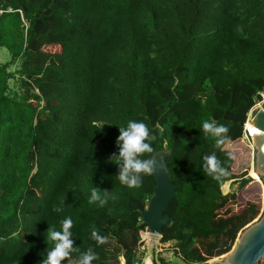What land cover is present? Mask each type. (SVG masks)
I'll use <instances>...</instances> for the list:
<instances>
[{"label": "trees", "instance_id": "obj_1", "mask_svg": "<svg viewBox=\"0 0 264 264\" xmlns=\"http://www.w3.org/2000/svg\"><path fill=\"white\" fill-rule=\"evenodd\" d=\"M2 48L0 264H41L53 246L49 228L67 217L76 251L63 264L90 248L92 264L139 260V212L155 182L122 185L110 159L130 120L156 134L155 152L172 151L165 165L175 193L160 241L183 262L206 264L202 249L215 241L227 245L214 256L229 252L260 214L246 200L229 215L238 191L221 188L251 172L236 173L228 156L264 98V0H0ZM206 120L229 128L222 149L202 132ZM213 151L229 172L220 181L203 171ZM93 188L107 190L103 207L89 203ZM93 229L108 242L98 245Z\"/></svg>", "mask_w": 264, "mask_h": 264}, {"label": "clouds", "instance_id": "obj_2", "mask_svg": "<svg viewBox=\"0 0 264 264\" xmlns=\"http://www.w3.org/2000/svg\"><path fill=\"white\" fill-rule=\"evenodd\" d=\"M229 128L222 124H217L214 121H204L202 123V132L204 135L214 138V148L222 149L223 145L228 141ZM120 135L117 138L118 154H113L110 159L116 158V164L119 166L118 179L122 185L128 188H140L143 185V176H151L157 171V162L155 160V149L153 143L157 140L149 127L142 121L130 120L126 127H119ZM147 154V158H145ZM229 159L234 156L229 154ZM203 171L213 179L220 181L222 178L229 175L227 167L224 166L216 152L213 151L203 157ZM115 199V196L111 197ZM109 199V194L105 190L102 196L97 188H93L89 198V203L99 202L103 207ZM63 209L54 207L53 211L60 212ZM61 229L56 230L49 228L48 241L53 242V246L47 252L46 258L41 264H63L66 259H70L71 254L76 251L71 239L73 221L71 217H67L60 222ZM91 237L98 245H103L108 242L107 237L101 236L95 229L92 230ZM98 259L96 254L90 248L86 253H83L78 260V264H92ZM258 260L264 262V256L258 257Z\"/></svg>", "mask_w": 264, "mask_h": 264}, {"label": "water", "instance_id": "obj_3", "mask_svg": "<svg viewBox=\"0 0 264 264\" xmlns=\"http://www.w3.org/2000/svg\"><path fill=\"white\" fill-rule=\"evenodd\" d=\"M251 127L249 130L255 154L254 171L264 183V99L258 107L250 110ZM170 149L155 152L157 171L152 175L155 185L147 206L140 210V222L149 234L161 236L166 223L163 212L174 197L175 188L165 160L171 156ZM254 178L250 173L236 183L235 190H240ZM241 232V233H240ZM237 238L232 250L222 260H209L206 264H264L258 257L264 256V207L260 217L247 225Z\"/></svg>", "mask_w": 264, "mask_h": 264}, {"label": "rangeland", "instance_id": "obj_4", "mask_svg": "<svg viewBox=\"0 0 264 264\" xmlns=\"http://www.w3.org/2000/svg\"><path fill=\"white\" fill-rule=\"evenodd\" d=\"M8 60H9V54H8L7 50L5 48L0 49V62L4 63ZM16 67H17L16 62H12L8 65V70L13 71ZM9 84L13 87L16 86L14 80H10ZM255 107H258V105ZM251 124H252L251 122H248V124L246 125V128L250 130ZM229 147L231 148L233 155L235 157V169H234V171L236 173L244 171L247 168L249 170H251V173H256L254 171V163H255L254 152L255 151L253 149V142H252L251 138L249 140H244V141L239 140V141L233 142V143L229 144ZM255 182H256V184H250V185L247 184V185H249L248 187H244L241 190H236V191H238L236 202L228 204L227 208L225 209V210L229 211L228 212L229 215L239 213L242 210L241 206L243 205V203L246 200H252V201H256L260 206V214L257 216L256 219H254V221H256L260 217V215L263 211V207H264V183L261 180L255 181ZM226 184H227V189L225 191L221 188V190L224 193L228 192L229 189L235 190L236 184L230 183L229 181L226 182ZM225 210H223L222 213H225ZM232 219L233 218H229L228 222L226 223V227L228 228L229 233L231 231ZM240 233H238L237 238L239 237ZM139 236H140V240H141L142 236L140 233H139ZM237 238H236V240H237ZM236 240H235L234 244L232 245V248L234 247L235 243L237 242ZM147 243H149L151 246L149 247L144 242V240L140 244V246L142 244L145 246V250L140 251V253H139V256L141 257L140 258L141 264H147V261L149 262V259L146 257L147 253H148V257H151V255H152L153 259H156V257H159V260L161 259L160 256L163 254L165 256V258L168 257L167 264H189V263L183 262L179 257H176L175 255L172 254L173 249L171 247L170 242H169V245L167 247L166 246L163 247L160 245V243H163V242L160 241V239L158 241V237L151 234L149 236V241ZM224 243L225 242H216L215 241L214 243L207 245L205 249H202V251H203V253L207 259L206 262L209 260H212V259L220 261L225 257L226 253L222 254L220 256H214V252L218 247H220L222 245H225V246L227 245V243L226 244H224ZM138 245H137V247H138ZM199 245H200V243H199ZM137 247H136V249H137ZM147 247L150 248V252L148 251ZM160 247H162L161 248L162 250L157 253V251ZM232 248H231V250H232ZM170 258H171V261H170ZM121 263L124 264L123 261Z\"/></svg>", "mask_w": 264, "mask_h": 264}, {"label": "built area", "instance_id": "obj_5", "mask_svg": "<svg viewBox=\"0 0 264 264\" xmlns=\"http://www.w3.org/2000/svg\"><path fill=\"white\" fill-rule=\"evenodd\" d=\"M264 99V98H263ZM263 99L262 100H260V101H256V103H255V105L252 107V108H254L255 106H259L260 105V103L263 101ZM251 108V109H252ZM250 109V110H251ZM247 122H251V119H250V111H249V113H248V116H247V120H246V122L244 123V131H243V135H242V137H241V140L242 141H244V140H249L250 138H251V136H250V133H249V130L246 128V123ZM146 229V228H145ZM144 229V230H145ZM144 230H140V234H141V236H142V238H141V240H140V242H139V245H138V247H137V257L139 258V260H136L133 264H141V257L139 256V253H140V251H144L145 250V246L142 244L141 246H140V244L143 242V240H144V242L150 247L151 245L149 244V243H147L148 241H149V236L151 235V234H149V233H147L146 231H144ZM144 231V232H143ZM153 235V234H152ZM155 236H157L158 237V241H159V239H160V237L161 236H158V235H155ZM160 245L161 246H163V247H167L168 245H169V242H163V243H160ZM154 246V245H153ZM152 246V247H153ZM172 247V246H171ZM162 247H160L159 249H158V251H157V253L158 252H160L162 249H161ZM147 249H148V251L150 252V248H148L147 247ZM173 249V248H172ZM172 254L173 255H175L174 254V252H172ZM176 256V255H175ZM148 259H149V262H150V264H162V262H161V260H159V257H156V259H153V257H152V255H151V257H148V253H147V256H146ZM176 257H178V256H176ZM167 259H166V262H167V260H168V257H166ZM170 261H171V258H170Z\"/></svg>", "mask_w": 264, "mask_h": 264}, {"label": "bare ground", "instance_id": "obj_6", "mask_svg": "<svg viewBox=\"0 0 264 264\" xmlns=\"http://www.w3.org/2000/svg\"><path fill=\"white\" fill-rule=\"evenodd\" d=\"M248 123V122H247ZM246 123V125H247ZM251 127V126H250ZM256 174V175H255ZM250 175L256 180V181H260V178L258 177V174L257 173H251L250 172ZM147 264H150V262L147 261Z\"/></svg>", "mask_w": 264, "mask_h": 264}]
</instances>
